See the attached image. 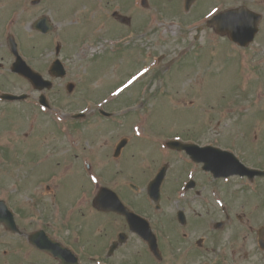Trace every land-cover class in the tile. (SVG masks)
Wrapping results in <instances>:
<instances>
[{"label":"rangeland","instance_id":"1","mask_svg":"<svg viewBox=\"0 0 264 264\" xmlns=\"http://www.w3.org/2000/svg\"><path fill=\"white\" fill-rule=\"evenodd\" d=\"M20 1L32 0H0V24L8 16L10 9L17 6V13L13 19H18L19 13L21 17L17 22L10 23V27L23 50L31 56L42 52L43 58L53 57L52 42L55 44L56 41H60L62 59L67 62L69 68V79L77 86L76 92L69 96L63 89L64 98L62 97L61 101L69 103V111L85 109L83 111L87 113L83 122L77 123L75 127L77 137L69 134L68 157L73 167L71 169L69 165L71 187L64 191L66 198L69 197V191L75 189L73 197L83 184L88 185L86 175L80 169L82 168L80 155L84 153H91L94 157L91 161L93 170L90 172L88 170V175H94L98 183L102 184L99 174L102 172L107 178L106 185L119 189L120 195L126 193L124 187H127L129 181L138 183L142 180L138 184L143 185L144 180L151 176L156 167L157 159H152V154L156 156L155 150L160 142L158 135L174 133L185 135L197 130L198 132L190 134H203L199 138L204 140L209 137L208 129L217 130L223 144H228L224 137H229L232 143L244 144L249 151L259 146L261 152L258 150V153L260 152L264 159V0H225L224 4L220 0H195L189 11H184V0H148L146 10L140 8L139 0H133V8L127 6L131 5V0H41L34 6L30 3L21 4ZM95 2L97 4L92 6ZM240 4L248 5L263 16L261 30L249 50L236 46L228 48L227 38L206 26L199 39L194 40L196 28L203 24L215 6L224 9ZM99 5L100 8L94 10L96 16L87 19V12ZM120 7V12L131 18L130 25H123L113 19L104 22L114 9ZM41 14L47 15L55 26L49 34L44 35L31 27L34 19ZM91 28L94 31L100 28L97 36L91 34ZM84 32L86 33L82 35ZM119 35L126 37L124 41L131 42L122 48L120 57L119 53H113L117 47L115 39ZM134 37L136 39H133ZM105 39L106 43L103 42ZM1 45L0 39V49ZM146 49L153 53L151 58L154 67L151 68V73H148L149 77L128 89L117 101L121 105L132 102L137 96L136 90L139 85L146 80L151 81L148 93L155 98L152 97L142 106L144 111H148L146 117L150 121L147 123L143 118L144 123L139 125L141 135L133 136L131 139L129 132L131 124L120 127L96 113L99 109L104 108L110 112L116 108V104L104 107L103 99L100 98L140 65L137 62H130V58H133L132 55H143ZM156 70L161 77H153ZM58 85L52 95L62 94ZM22 87L25 88L24 85ZM156 93L157 95H154ZM88 97L95 102H85L84 98ZM16 110L14 123H10L19 125L16 128L21 132L22 128H25L28 112L22 108ZM38 129L42 130L41 133L44 132L48 139L63 138L62 134L53 136L52 124L45 119L39 122ZM150 130L158 135L150 136ZM4 132L7 133L0 136V143H12L13 147L28 144L27 139L20 134H14L12 130L7 128ZM252 134L256 135L257 140L254 145L249 143V136ZM123 135L127 136L129 143L125 149V159L130 164L117 167L119 174L115 171L112 152L116 142ZM75 147H79L78 151ZM258 153L254 154L259 157ZM249 162L263 164L262 160L254 162L250 159ZM143 168L149 170L144 176ZM176 176L177 172L173 169L166 183L167 193L164 197L166 204H170V200L166 202V199H170L168 192L175 184L173 178ZM9 189L13 190L11 183ZM85 196L86 194H79V198ZM44 198L46 201V196ZM80 201L83 200H77ZM85 213L78 214L84 219L79 225L89 221L92 237L94 236L91 240H97L100 235L98 221L103 223L105 219L103 216L92 217L88 208L85 209ZM263 213V207L259 209L254 207L252 212L245 216L250 219L249 223L258 225L264 222ZM164 224L168 225L169 220L165 219ZM107 226L106 224L102 227L101 231H107ZM230 230L227 229L228 234ZM73 233L72 229L69 230L70 236ZM235 233L232 237L238 240L241 235V242L251 236L247 234L245 239L246 232ZM89 245L96 247L91 241ZM238 251L241 252L242 249L239 248ZM129 253L130 244L128 247L116 249L108 259H125Z\"/></svg>","mask_w":264,"mask_h":264},{"label":"flooded vegetation","instance_id":"2","mask_svg":"<svg viewBox=\"0 0 264 264\" xmlns=\"http://www.w3.org/2000/svg\"><path fill=\"white\" fill-rule=\"evenodd\" d=\"M1 68L4 67V65H0ZM5 102L1 103L0 102V110L2 109L3 112H5L6 107H5ZM19 126V125H18ZM16 126V127H18ZM9 128V124L6 121V119L2 122H0V130L1 129H6ZM40 134V133H39ZM194 141L201 146H205V145H211L213 140H208L206 142H204L203 140H201L200 138H195ZM20 147H29L30 149L28 150H21V165L19 167V180L26 184V183H36V181L38 179H40L41 177L44 176L45 171H46V167H47V162H50V158L54 155V145L51 143H44V144H40V143H36V144H21ZM0 151H2V148H0ZM39 157H42V159H44L45 163L43 164H37V159ZM186 157V164L188 166H190V161ZM47 158V160H46ZM8 159V158H7ZM194 165V177L191 178V180L194 181V187L192 189L186 190L183 193V196H185V201H184V205L182 206L184 212H185V221L183 225H178V228L181 229V235L186 237V235L188 234V232L185 229H189L192 226L196 227L199 224V221L197 220V218L199 217V213L196 212L195 208L192 207L193 205L201 208L202 206H204L206 209H208V205H207V198L208 196L215 190L214 186L216 184V181L218 178H215L214 176V172L212 171H205L203 170V165L200 163H193ZM221 179V178H219ZM244 179V178H243ZM193 186V185H192ZM218 189L223 188V184H219L217 185ZM232 188L231 186H228L227 188V192H230ZM257 190L259 193H264V185L263 184H258L257 186ZM5 195V199L0 198L3 200L4 204L6 206H9V200H10V194L9 193H4ZM40 193L36 192L35 196L39 197ZM38 201L35 202V204L38 206L39 211H40V217H41V223L39 225L40 228H42L45 232H47L51 237L53 238H57L56 236V227H55V223L53 221V218L51 217V215L48 214V207H47V203L45 201H43L41 198H37ZM126 201L129 204H132L131 200H127ZM15 205H19L21 206V202L17 201L14 202L13 206ZM114 216L116 217L115 220H110L108 222H114L115 223V228L117 229L116 231V239L118 240V237L120 235L123 236V244H127L129 243L131 245V247H135L137 242L142 243L144 249L147 252V245L145 242H143L135 233L131 232L129 229V226L127 224V222L125 221L124 217L117 214ZM108 218H106L104 220V222L102 223V227H105L106 223H107ZM177 226V225H176ZM1 228V232L3 233V235L8 236L9 233L7 231V229H5L3 226H0ZM100 232V238L97 240H89L88 238L86 239L87 242H90L94 245L97 246V252L98 253H104L103 248L105 247L106 243L109 241V238L114 235V232L111 231L110 234L106 231L103 230V232L101 231V229L99 230ZM109 234V235H108ZM173 237L178 236V234L176 233V230L174 231V234H172ZM61 239L65 242L66 245H69V235H63L60 234ZM38 242L40 244L44 243V238L39 236L37 238ZM115 240V239H114ZM114 240H111V242H113ZM2 243V246L4 248H10V241L9 239L0 241ZM110 242V243H111ZM120 245V246H121ZM39 252H36V250H29L25 252V248L23 245H19L17 247V251H18V256L14 257L17 260L18 259H24V253H26V255L28 257L33 256L35 258L34 260V264H59V260L53 258V256L50 254L48 255L46 251L40 249V248H36ZM44 251V252H43ZM9 255L12 253V250H8L6 251ZM46 252V253H45ZM9 257V256H8ZM137 260V259H136ZM135 260V261H136ZM133 259H81V263L80 264H138L141 262L140 259H138L135 262ZM260 262V260H259ZM8 263L10 264V260L8 259ZM240 263L241 264H252L251 259H240ZM25 264H31V263H25ZM253 264H256L255 262Z\"/></svg>","mask_w":264,"mask_h":264},{"label":"water","instance_id":"3","mask_svg":"<svg viewBox=\"0 0 264 264\" xmlns=\"http://www.w3.org/2000/svg\"><path fill=\"white\" fill-rule=\"evenodd\" d=\"M190 1H191V0H187V3L189 4ZM209 24L211 25V23H209ZM255 25H256V23L254 24V27H255ZM255 30H256V27H255ZM248 33H249V31L246 30V31H245V34H248ZM241 42H242V43L246 42V39H242Z\"/></svg>","mask_w":264,"mask_h":264}]
</instances>
